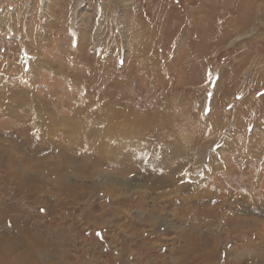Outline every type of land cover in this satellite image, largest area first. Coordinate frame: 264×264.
Wrapping results in <instances>:
<instances>
[{"label": "rangeland", "instance_id": "rangeland-1", "mask_svg": "<svg viewBox=\"0 0 264 264\" xmlns=\"http://www.w3.org/2000/svg\"><path fill=\"white\" fill-rule=\"evenodd\" d=\"M77 1L0 0V264H264V155L254 159L255 147L264 154V4L254 12L258 2L244 9L250 0H100L110 8L104 45L89 12L96 4ZM163 4L185 27L165 41L153 31L149 55L167 84L151 90L146 69L129 73L145 53L136 34H150L147 23L159 28ZM195 17L204 36L191 32L185 45ZM73 34L80 58L95 42L109 73L90 79L91 93L134 97L139 111L156 100L180 118L166 156L157 127L130 126L112 153L106 142L80 140L64 117L45 122L41 98L71 115V88L46 90ZM114 78L130 84L116 90ZM208 112L219 117L214 132ZM198 144L206 166L188 162ZM99 145L97 155L82 149Z\"/></svg>", "mask_w": 264, "mask_h": 264}, {"label": "bare ground", "instance_id": "bare-ground-1", "mask_svg": "<svg viewBox=\"0 0 264 264\" xmlns=\"http://www.w3.org/2000/svg\"><path fill=\"white\" fill-rule=\"evenodd\" d=\"M79 1L80 0H78L76 3L78 4ZM210 1L212 2L211 4H213L216 0H210ZM243 1L244 0H241V2H243ZM93 2L96 5L93 9H91V11H89L92 13L91 14L92 17H93V14L97 15L96 16L97 18H95L93 21V23L95 25V28H93V29L98 30L97 31V33H98L97 40H101L102 44L105 45L106 35H104V33L106 32V30H105L104 26H105V24L108 25V20L110 19V15H109L110 8H109V5L107 3H105V2L102 3L100 0H96V2H95V0L90 1V3H93ZM228 2L229 1L226 0L222 5L226 6L228 4ZM253 2H254V6L257 2H258L257 5L260 4L259 2H261V5L264 4V0H255V1L250 0V1H248L247 5H246V7H244V9H252L253 8L252 7ZM219 4H221V2ZM257 5L255 6V9L257 8V10L252 9V11L254 10V12H256V11L258 12V10H259L258 8H260L261 5H258V6ZM241 6H242V4H241ZM161 7H160V9H161L160 13L162 14V16H160L159 14H158V16H160V18H162V19L161 20L159 19L156 23L153 22V24L155 23L154 25H158L159 28L158 27H155V29L151 28L152 25L150 23L149 24L147 23V24H145V27L147 28L148 32L150 31V34L148 33L149 35L147 34V36L145 38H143V36H141L142 39L140 38V36H138L136 34L137 40L138 41L141 40L140 44L143 45V47L145 49V53L143 52L144 53L143 56L141 54L140 60L135 61V65L132 67V69L130 70V73H129V75L132 76V75L138 73L141 69L142 70L146 69L144 71L148 72L147 76H149L148 82L150 84L149 87L151 88V90H153L156 87L155 82H158V84H157L158 86H160V85L163 86L164 84H167V83H162L161 80H159V75L157 72L158 68L156 66L155 59L153 58L152 55H149V53L151 51L150 45H151V38L153 35V31H156V29L160 30L161 35L165 41L166 39H168V38L170 39V37H173V35H176L177 33H179V31H181L182 27H185V25L181 26L179 22H177V24H175L173 22V20L178 19L181 21V24H182L183 18L181 19V17L179 15H177V13H175L174 11L168 12L170 15H172L174 13L172 15V17H174V19L172 20L169 17L170 15L168 14L169 16H167V12L164 11V9H165L164 4ZM196 8H198V6H196ZM193 9H195V8H193ZM193 9L191 11H193ZM208 9H209V7H208ZM260 9H262V8H260ZM240 11H242V10L240 9ZM216 12H218V11H216ZM50 14H51V12H50ZM252 17H255V16H252ZM218 20H219V18H218ZM220 22L222 23V21H220ZM42 24L43 23H41V25L40 24L39 25L42 26ZM47 25L50 28L51 24L49 22L46 23V26ZM88 26H91V25L88 24ZM178 27H179V29H178ZM219 29H221V28H219ZM36 30H37V32H36ZM191 32H195L198 35L197 40H199V41L204 36L205 30L201 27V22L196 17L192 18V24H190L189 27L187 28L186 36H185L184 41H183V43L185 45L194 43L192 40V33ZM31 34H32L33 38L34 37L36 38V36H39V29L35 28L34 32L32 31ZM89 37H91V36L89 35ZM69 38L71 39V42H69L70 44H68L67 49L65 47H63V49H64L63 51L66 55V59H68V58L69 59L66 60L65 63L61 66V64L59 63L60 59L57 58L56 64H53L50 68L48 67L49 71H50L49 73L51 74L50 79L54 80V81H50V85L48 86V90H46V91L48 93H51L53 96H55V94L57 92L62 91L61 90L62 87H64V88L69 87V88H71L70 92H74L72 94L71 99H70L71 106L73 103H74V105L72 108L69 109V111H71V115L60 116L58 114V112H59L58 107L60 105L58 103H56L55 98L47 99V100L41 98V104H42V107L44 109L43 114L45 116V122L50 123V122H53L56 120H64L63 118H61V117H64L66 120H70L69 123H67L66 125H68V126L71 125L70 128L72 126L76 128L77 131L74 132V135L75 136L77 135V137L80 140L87 142V143H89V142L92 143V141H98L99 140L102 143V145H103V143L106 142L107 144H105L104 150L106 152L108 151V152H112V153H117L118 151L122 152L120 150L121 149V147H120L121 141H123V138L125 137V135L128 134V131H131L130 126H133L140 133L143 131H146V130L151 131L152 129H155L157 127L159 130H161V132H160V134H161L160 144L161 145H160V148L158 149V153H160V154L165 153V156H166V154H168L166 152H168L171 149L173 150V147H174L173 145L176 144L175 138L177 135V133L175 131V128H176L175 123H178V124L181 123L182 121L180 120V118L178 116H174L173 114L168 112L167 107H165L164 109L161 108V106L157 103L156 100L154 101V103H152L153 101H151L149 103L148 109H145L143 111H139V109H137V107H139L140 105H139V103L136 102L135 99L132 100V98H134V97H132V98L130 97L131 99H129V97L123 96V94H122V95H119L118 99L115 101L113 99V95L111 94V91H108V90L104 91L103 90L102 93L99 95H95V94L91 93V89H90V85H89L90 79L94 78L95 76L105 77L106 75L109 74L107 71V68L105 66V63H103V61L100 59L101 52H98V49L94 48V45L96 43L93 41L94 42L93 48L88 49V56L87 57L83 56V58H80V55L78 54V47H77V41H76L77 36L73 34V35H70ZM37 39L39 40L40 38H37ZM61 40L63 41V39H61ZM97 40H96V42H97ZM66 43H64V44H66ZM89 44H91V43H89ZM93 49H95V50H93ZM148 50H149V52H148ZM8 54H9V51H8ZM13 54H15V53H13ZM18 55L19 54L17 53V56ZM93 55L94 56L98 55V59L96 57H94ZM17 58L19 59V56ZM103 58H105V57H103ZM85 59H86V61H85ZM21 60L22 59H19V62ZM72 60L76 64H77V62H81V63L83 62V65L81 66V71H80V72H82V75L77 74L78 68H77V66L74 67L75 63L73 64ZM22 62H24V60H22L20 63L23 64ZM28 63H29V68L31 69V71H33V69H32L33 68L32 67L33 61L30 59V60H28ZM39 69H40V67H39ZM39 69L36 68V75L39 74L38 73ZM258 74H260V73H258ZM58 77L62 78V80H60ZM127 83L130 84L128 80H127ZM127 83L125 81L122 84V80H120L118 78H114V79H112L111 86L115 87L116 90H120V88L125 89L127 87ZM110 90H111V87H110ZM244 100H246V99H244ZM46 104L49 107H46ZM207 115L209 116V118H211V120H210L211 131L214 132L220 125L219 120H218L219 117H218V115L216 116L214 113L212 114V116H210L211 114H209V112L207 113ZM167 117H168V120H166ZM59 118H61V119H59ZM213 118L215 119V121ZM171 123H173V126L170 125ZM128 128H129V130H128ZM131 133H132V131H131ZM119 136H122V137L117 138ZM232 138H234V135L231 137L230 140H228V142L229 141L232 142L233 141ZM110 142L112 143V145H110L111 144ZM147 143H148V141H145V140L142 143L139 142L138 146L135 148V150H138L141 146H143L145 144L147 145ZM242 143L244 144V142H242ZM245 143H247V142H245ZM202 144H198L195 148L191 147L190 148L191 150H188V153L190 155V158H188L189 159L188 162H190L189 164L194 163L195 165L198 164L201 166H206V165L201 164V162H200V158L203 156V150H204L202 147ZM243 144H242V146H243ZM175 146H177V144ZM101 147L102 146L99 145V147L96 146L93 149H92V147L91 148L84 147L82 149L84 152L94 153L91 155H97V153L99 151H101V150H99ZM219 149H221V146H219ZM245 149L247 151H249L247 146ZM254 151H255V154L253 153L254 159L256 157L257 159L260 160L261 154L262 155H264V154L259 152L260 151L259 148L257 149L256 147H255ZM138 154L142 155L143 153H141V151H140V152H138ZM126 157H123V158H125L127 161ZM203 159H204V157H203ZM214 159H216V157H214ZM111 162H112V160H111ZM117 164H119L118 161H117ZM138 164L140 165L139 162H138ZM214 165H216V164H214ZM169 168H171V165ZM170 174L173 175L175 173L172 170L170 172ZM164 177H162L163 178L162 180H164L167 184L171 185L172 181H170L169 178H167V176L165 178ZM110 191H111V193H114V191L112 189H110Z\"/></svg>", "mask_w": 264, "mask_h": 264}]
</instances>
